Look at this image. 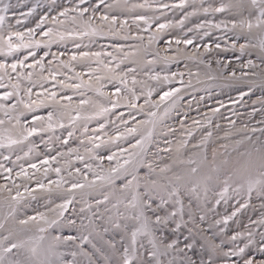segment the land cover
<instances>
[{"label":"snow or ice","instance_id":"6c2138e0","mask_svg":"<svg viewBox=\"0 0 264 264\" xmlns=\"http://www.w3.org/2000/svg\"><path fill=\"white\" fill-rule=\"evenodd\" d=\"M0 264H264V0H0Z\"/></svg>","mask_w":264,"mask_h":264},{"label":"rangeland","instance_id":"374dc122","mask_svg":"<svg viewBox=\"0 0 264 264\" xmlns=\"http://www.w3.org/2000/svg\"><path fill=\"white\" fill-rule=\"evenodd\" d=\"M13 2H15V0H13ZM69 47H71V45H69ZM53 51H56V47L54 46L53 47ZM177 68H179V70H185L184 69V61H181L180 62V64L177 66L176 64H173L172 66H171V69L173 70V71H176L177 70ZM218 91V90H217ZM203 93H201V95H202ZM260 93L259 92H257L256 93V95L258 96ZM231 95L234 97L236 94L235 93H231ZM256 97L254 96L253 97V99H255ZM187 99V98H186ZM217 100H222V101H224L226 104H228V93H227V90H225V92H224V94H222V95H216V96H214V98L213 99H210V100H208L207 101V104L210 106V107H212V106H216V101ZM228 107L230 108L231 107V105L229 104L228 105ZM202 110H207V109H202ZM241 111H245V109H240ZM222 111H226L225 109H222ZM193 115H195V112H193ZM41 150H42V146H41Z\"/></svg>","mask_w":264,"mask_h":264}]
</instances>
